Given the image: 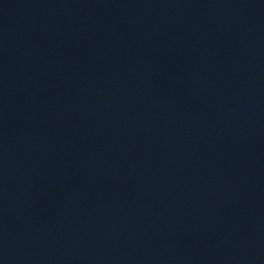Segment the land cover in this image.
Segmentation results:
<instances>
[{"label": "water", "instance_id": "water-1", "mask_svg": "<svg viewBox=\"0 0 264 264\" xmlns=\"http://www.w3.org/2000/svg\"><path fill=\"white\" fill-rule=\"evenodd\" d=\"M0 264H264V0H0Z\"/></svg>", "mask_w": 264, "mask_h": 264}]
</instances>
